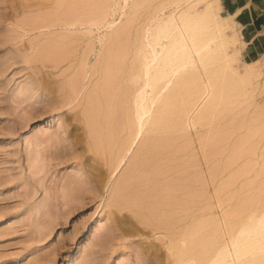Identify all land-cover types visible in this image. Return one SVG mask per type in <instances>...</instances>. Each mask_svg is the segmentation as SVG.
Masks as SVG:
<instances>
[{
    "label": "rangeland",
    "instance_id": "obj_1",
    "mask_svg": "<svg viewBox=\"0 0 264 264\" xmlns=\"http://www.w3.org/2000/svg\"><path fill=\"white\" fill-rule=\"evenodd\" d=\"M91 1L88 3H92ZM99 1L95 6L97 3H101V7L102 3L106 4L103 0ZM53 2L54 0H0V264H169L172 256L167 245L171 246L172 241L175 245L174 241L181 237V233L192 222H198L201 218L211 220L209 222H217L218 219L222 224L226 220L245 222L250 212L261 210L259 214L256 213L260 215L264 211V135L257 133L253 138L246 139L250 126L249 117L256 106H246L244 103L232 105V108L226 107L225 114L222 110L209 126L199 131L191 129L178 140L168 134L158 137L161 154L156 160L160 159L162 163L164 160L166 166L173 167L174 174L170 180L173 193L166 197L165 190H161L154 200L146 198L139 206L132 205L130 209L117 210L113 206H107L110 196L108 189L113 185V180L116 181L124 171L129 154L133 152L131 149L135 150L133 145L118 168L109 174L104 149L87 143V138L90 139L88 122L82 112L85 106L84 96L89 93L84 90L90 88L91 91H87L92 92L96 80L100 82L99 76L95 74L89 78L90 68L100 47L94 38L110 27L102 25L91 28V39L95 40L94 50L86 65L87 75L84 78L81 76L83 90L79 91L75 99L69 102L72 96L70 88L69 91L66 88L68 84L58 93L41 90V80L53 82L63 79L64 76L59 73L66 64L61 63L58 68L45 67L51 62L37 58L38 54L35 57V53L39 51L36 49L35 52V47H38L39 37L45 44L44 38L47 35L54 38L64 28L50 27L40 31L31 29L29 23L32 20L28 16L51 12L49 10L54 5ZM94 2L93 0V4ZM85 6L87 0H80L78 7L83 9ZM92 7L90 9L93 10ZM78 10L81 11L79 8ZM113 10L110 19H113L114 25L122 23L129 16L127 7L121 10L115 5ZM169 10V7L164 8V14ZM143 15L144 12H141L139 17L142 18ZM137 25L135 23L134 28H131L133 32ZM85 29L84 26H78L71 31L81 35L85 33ZM238 32L237 28L236 37L240 40L238 45L241 44L237 64L242 69L245 63L257 59L253 60L247 55ZM83 46L82 41L80 50ZM39 49L41 52L42 48ZM83 68L79 66L75 71L82 74ZM85 83L88 84L85 86ZM80 85L82 86V82ZM263 100L264 93L255 94L254 101L257 104ZM62 102L65 104L60 106ZM237 120H240L238 124ZM215 133L222 135L220 142L213 140ZM204 136L207 140H204L205 147L201 143ZM231 144L234 147L230 149ZM248 147L251 152H245ZM241 152L243 155H240ZM205 154L208 155L204 156ZM235 155L240 157L236 156V159ZM198 158L205 161L203 171L194 165ZM230 160L233 162L230 163ZM152 162L144 165L138 175L130 179L133 192H130L129 197H135L134 191L138 188L150 196L148 185L151 182L147 170ZM161 167L164 168L165 165ZM217 171L220 173L217 174ZM96 172L102 174L99 184L92 177ZM223 180L226 184L228 181L229 183L225 186ZM170 181L160 180L159 184L164 186ZM144 185H147L146 189ZM153 201L157 202L159 212L167 216L166 221L171 222L165 228L155 230L154 224L147 218L146 206ZM166 201L172 202L171 205H165ZM225 213L228 214L225 216ZM125 216L137 228L135 231H131ZM219 216L224 217L223 220ZM245 216L247 217L243 218ZM125 227L130 231H124ZM226 235L222 238L226 239Z\"/></svg>",
    "mask_w": 264,
    "mask_h": 264
},
{
    "label": "bare ground",
    "instance_id": "obj_2",
    "mask_svg": "<svg viewBox=\"0 0 264 264\" xmlns=\"http://www.w3.org/2000/svg\"><path fill=\"white\" fill-rule=\"evenodd\" d=\"M76 1L54 0L51 10L47 7V10L51 12L47 11L48 13L44 14L43 10V14H33L36 18L32 14L29 15V19L32 20L29 24L31 29L39 31L48 30L50 27L64 28L62 32L55 34L54 38L47 35L44 38L46 41L43 40L45 44L39 37L35 52L39 51L35 53V57L38 54L37 58L51 62L45 67L58 68L61 63L66 64L59 73L64 76L62 80L50 82L48 79H43L39 87L41 90L58 93L68 84L66 88L68 91L70 88L72 96L69 102L83 90L81 76L86 77L88 58L94 50L95 40L91 39V28L102 25L110 27L109 30L94 38L99 42L100 47L98 54L96 53L97 58L95 56L90 68L89 78L95 74L99 76L100 82L97 79L96 85L92 84L94 86V89L91 88L92 92L87 91L90 88L84 90L85 93H89L86 97L84 96L85 106L82 112L87 119L88 135L91 139L87 138V143L90 145L93 143L95 147L104 149L103 151L107 154L105 161L109 174L118 168L133 145L135 150L131 149L133 152L129 154V161L127 160L128 164L124 166V171L120 173L119 178L116 176L117 180H113L114 183H111L113 185H110L111 188L108 189L110 196L107 206H113L117 210L130 209L132 205L139 206L140 202L146 198L150 197L154 200L160 195L161 190H165L166 197L173 193L174 189L170 181L174 174L173 167L166 166L164 160V163L160 159L156 160L161 152L160 145L157 143L160 135H172L175 140H178L191 129L199 131L209 126L222 110L225 114L226 107L232 108V105L237 106L243 103L246 106L252 104L256 106L249 117L250 126L246 139L253 138L257 133L264 135V100L260 104L254 101L256 93H264V63L257 59L245 63L246 65L240 69L237 64V54L241 44L238 45L240 40L238 41L236 37L237 27L233 20V13H225L220 0H103L106 4L102 3V7L101 3L100 6L98 3L95 6L97 0H94V4L92 0L90 4L93 10L90 9L91 6L88 7L90 0H87V6L83 9L81 3V7H78L80 0L77 1V5ZM107 2L110 3L107 5ZM115 5H118L121 10L127 7L129 16L122 23L114 25L110 15ZM166 7L170 10L164 14ZM141 12H144L142 18L139 17ZM27 20L26 22L29 21ZM135 23L138 25L133 32L131 28H134ZM78 26L86 27L85 33L79 35L71 31ZM87 40L89 43H86ZM82 41L85 47L83 46L80 50ZM49 42L51 47L48 46ZM39 48H42L41 52ZM79 66L84 67L82 74L75 71ZM86 84L88 83H85V86ZM80 86L82 89H79ZM64 104L62 102L60 106ZM241 119L243 120V117ZM255 122L258 123L255 124ZM224 133L225 131L222 135ZM213 135V140L221 141V134ZM71 136L73 138V134ZM206 136L202 137V141L200 140L202 145ZM233 144L230 145V149ZM183 145L185 146L184 143ZM246 151L251 152V148L248 147ZM240 155H235L234 158L236 156L239 158ZM198 159L194 165L203 171L202 166L205 161ZM149 162H152L147 170L149 182H151L148 185L150 196L138 188L134 191L135 197H129L130 192H133L130 188V179L135 178L142 167ZM161 165L165 167L162 168ZM218 173L220 171H217ZM232 175L233 173L230 174ZM92 177L98 184L102 180L101 173L96 172ZM166 179L170 182L160 186L159 181ZM227 184L225 183V186ZM171 203L166 201L165 205H171ZM214 207H216L215 204ZM157 208V202L153 201L145 209L147 218L154 224L155 230L165 228V225L171 223L166 221L167 216L159 212ZM259 212H250L248 217H243H247L245 222H227L226 220L227 223L224 221L222 224L221 220V222H218V219L217 222H209L211 220L207 221L205 218L192 222L181 233V237L174 241L175 245L173 241L171 246L167 245L172 256L169 264H264V211L257 215ZM226 214L228 213L224 215ZM125 217L131 231H135L137 228L130 223L127 216ZM223 218L220 219L223 220ZM181 219L183 220V217ZM123 229L129 230L126 227ZM223 235H226V239L222 238ZM153 254L155 256V253Z\"/></svg>",
    "mask_w": 264,
    "mask_h": 264
},
{
    "label": "crops",
    "instance_id": "obj_3",
    "mask_svg": "<svg viewBox=\"0 0 264 264\" xmlns=\"http://www.w3.org/2000/svg\"><path fill=\"white\" fill-rule=\"evenodd\" d=\"M222 10L232 14L251 58L264 63V0H220Z\"/></svg>",
    "mask_w": 264,
    "mask_h": 264
}]
</instances>
